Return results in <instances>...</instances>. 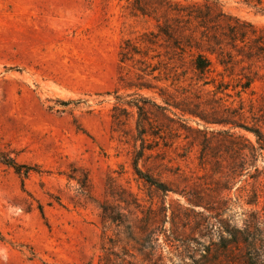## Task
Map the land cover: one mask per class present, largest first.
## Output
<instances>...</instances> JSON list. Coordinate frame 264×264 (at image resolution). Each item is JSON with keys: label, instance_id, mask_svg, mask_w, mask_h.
<instances>
[{"label": "rangeland", "instance_id": "1", "mask_svg": "<svg viewBox=\"0 0 264 264\" xmlns=\"http://www.w3.org/2000/svg\"><path fill=\"white\" fill-rule=\"evenodd\" d=\"M176 3L264 26L238 0H0V264H264V63L190 48Z\"/></svg>", "mask_w": 264, "mask_h": 264}, {"label": "trees", "instance_id": "2", "mask_svg": "<svg viewBox=\"0 0 264 264\" xmlns=\"http://www.w3.org/2000/svg\"><path fill=\"white\" fill-rule=\"evenodd\" d=\"M139 1L141 0H135L137 3ZM238 2L264 13V0H238ZM137 9L143 14L146 13L142 6H137ZM172 10L180 32L189 31L186 35L189 47L199 48L190 41L193 34L199 32L202 40L209 44L207 51L217 56L218 62L225 70H232L234 64L246 61H263L264 63V26H257L238 18L224 19L226 15L221 11L215 12L208 3L203 5L176 3ZM211 66L210 57L203 53L197 54L194 59L195 69L204 73L210 71ZM253 81V78L246 76V80L240 82L242 90L249 89ZM246 129L254 132L258 138L260 137L258 130ZM147 180L159 189L165 190L162 184L154 182L151 178Z\"/></svg>", "mask_w": 264, "mask_h": 264}]
</instances>
